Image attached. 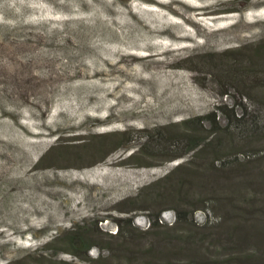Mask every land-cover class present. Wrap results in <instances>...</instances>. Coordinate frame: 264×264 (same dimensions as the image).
I'll return each instance as SVG.
<instances>
[{
  "label": "rangeland",
  "instance_id": "rangeland-1",
  "mask_svg": "<svg viewBox=\"0 0 264 264\" xmlns=\"http://www.w3.org/2000/svg\"><path fill=\"white\" fill-rule=\"evenodd\" d=\"M253 53H264V0H0V264H92L56 254V237L74 226L118 234L129 215L140 231L160 216L165 234L135 244L156 243L161 263L177 264L176 204L146 199L183 179L156 183L193 161L189 142L198 127L209 134V113L225 128L219 105L236 98L263 113L239 92H264ZM237 70L245 91L228 78ZM221 214L195 217L216 225ZM113 255L89 251L118 264Z\"/></svg>",
  "mask_w": 264,
  "mask_h": 264
},
{
  "label": "trees",
  "instance_id": "trees-1",
  "mask_svg": "<svg viewBox=\"0 0 264 264\" xmlns=\"http://www.w3.org/2000/svg\"><path fill=\"white\" fill-rule=\"evenodd\" d=\"M228 51L235 54L234 49ZM251 57L264 60V53H253ZM254 72L252 68L250 74ZM241 73L237 70L228 78L239 86L243 85L245 91L248 84L243 82ZM252 86L254 88L247 94L239 89L240 96L263 113H255L236 98L235 106L231 108L219 105L218 109L227 120L225 128L217 127L220 124L217 112L209 113L202 121V124L206 120L211 122L209 134L198 127L191 136L187 154L193 153V161L178 163L156 183L170 181L177 174L183 179L167 184L162 195L146 199L156 205L162 203V199L176 204V222L168 230L170 236L177 239L176 249L181 255L175 261L177 264H264V92L256 91L257 86ZM236 105L242 110L239 115ZM250 139L260 147L249 150V146L242 145ZM225 141L229 144L226 145ZM139 155L134 152L129 157L138 158ZM259 155L261 162L255 163ZM196 160H203L198 171L192 169ZM156 186L153 184L149 189ZM199 210L221 211L220 221L216 225L210 219L198 223L195 216ZM130 216L117 219L121 226L118 234H109L98 227L74 226L63 238L56 237V254L66 251L84 262L98 264L100 258H92L89 251L101 248L111 251L114 254L111 259L118 264H162L157 256L161 252L156 243L144 250L143 245L135 244V237L139 235L142 239L143 235L165 234L163 230L167 226L160 223L158 215L148 229L140 231L133 226L134 218ZM106 237L120 239L122 243L118 241L115 248L110 244L103 245L99 240Z\"/></svg>",
  "mask_w": 264,
  "mask_h": 264
},
{
  "label": "bare ground",
  "instance_id": "bare-ground-1",
  "mask_svg": "<svg viewBox=\"0 0 264 264\" xmlns=\"http://www.w3.org/2000/svg\"><path fill=\"white\" fill-rule=\"evenodd\" d=\"M95 174H96V173H95ZM104 174H105V173H104ZM9 195H10V194H9ZM18 195H19V194H17L16 196H18ZM14 196H15V195H14ZM16 196H15V197H16ZM13 198H14V197H13ZM13 198H11V199H13ZM14 199H15V198H14ZM16 199H17V197H16ZM7 200H9V199H7ZM3 201H5V200H3ZM7 202H9V201H7ZM3 205L6 206V203L3 204ZM1 206H2V205H1ZM2 207H4V206H2ZM0 208H1V207H0ZM2 210H3V209H2ZM2 210H1V211H2ZM5 210H6V208H5ZM26 217H27V216H26ZM27 218H28V217H27ZM24 219H25V218H24ZM26 220H27V219H26Z\"/></svg>",
  "mask_w": 264,
  "mask_h": 264
}]
</instances>
